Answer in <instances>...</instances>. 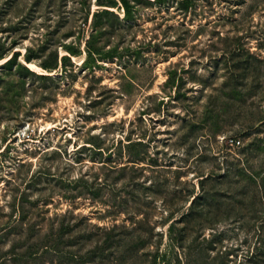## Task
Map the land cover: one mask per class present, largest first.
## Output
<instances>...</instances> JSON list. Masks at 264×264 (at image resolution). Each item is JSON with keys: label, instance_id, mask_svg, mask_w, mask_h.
<instances>
[{"label": "rangeland", "instance_id": "374dc122", "mask_svg": "<svg viewBox=\"0 0 264 264\" xmlns=\"http://www.w3.org/2000/svg\"><path fill=\"white\" fill-rule=\"evenodd\" d=\"M130 2L0 0V264H254L264 0Z\"/></svg>", "mask_w": 264, "mask_h": 264}, {"label": "trees", "instance_id": "16d2710c", "mask_svg": "<svg viewBox=\"0 0 264 264\" xmlns=\"http://www.w3.org/2000/svg\"><path fill=\"white\" fill-rule=\"evenodd\" d=\"M99 3L102 2H107L108 4L106 5L108 8L102 9V10H98L97 12H95L93 14V21H94V27H93V32L90 36V38L87 40V45H88V49H89V54L90 56L94 53H96L98 50L94 49V45L92 43H94V41H97L98 38L105 36L106 34H108V30H111L112 27H108L107 25V21L109 19L110 16L114 15L117 18H119L118 15H116L114 13V11L111 10V8L116 7L119 3V1H121L122 5L124 6L125 9V18H131L133 16V6L131 5L130 0H97ZM139 2H142V0H137ZM100 5H105V4H100ZM67 49L71 52L74 53L71 49V47H67ZM97 50V51H96ZM7 51L4 48H0V59H3L6 57ZM19 53H14L12 56H10L8 58V60L6 61V63L4 64L5 66H11L15 63V61H17ZM34 58L30 55H28L26 57V60L28 63H31V61ZM59 60H60V56H59V52L53 51L52 53H50V55L43 61L40 62V65L44 68V69H57L59 67ZM70 60V57L65 55L62 57V61H68ZM241 61V60H240ZM242 62H250V61H242ZM21 68L23 70H25L28 73L34 74L33 71H31L27 66L25 65H20ZM42 76H46V75H42ZM241 170L243 172L247 171V167H242ZM247 174V173H246ZM205 181L202 180L201 181V187L203 188V191L197 195L194 196V199L191 202V206H190V211L187 215H185L184 217H193L194 219L198 218V215L200 213L199 210V203L200 201H202L203 198H205ZM174 222L171 224L173 225ZM56 237H49L48 241L46 243H44L43 245H40L39 247H37L36 244L32 245L29 253L33 254V253H38L39 250L42 248H44L45 250H47V252H55V253H61V243L62 240L60 238H56ZM250 262H253L254 264H264V241L261 240V244L256 248L255 253L250 257L249 259Z\"/></svg>", "mask_w": 264, "mask_h": 264}, {"label": "built area", "instance_id": "2783aa9c", "mask_svg": "<svg viewBox=\"0 0 264 264\" xmlns=\"http://www.w3.org/2000/svg\"><path fill=\"white\" fill-rule=\"evenodd\" d=\"M235 143V140H232ZM237 143H240V141H236Z\"/></svg>", "mask_w": 264, "mask_h": 264}]
</instances>
